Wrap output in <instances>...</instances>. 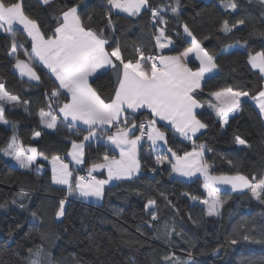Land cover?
Listing matches in <instances>:
<instances>
[{"label": "trees", "instance_id": "16d2710c", "mask_svg": "<svg viewBox=\"0 0 264 264\" xmlns=\"http://www.w3.org/2000/svg\"><path fill=\"white\" fill-rule=\"evenodd\" d=\"M236 3L238 8L232 11L225 9L221 0H180L178 18L170 11L162 13L168 20L165 34L173 40L172 46L162 51L154 40L162 25L151 22L148 8L138 16L111 10L114 29L107 24L106 0H56L52 6H42L41 0H24V8L40 22L46 35H51L60 12L80 4L81 16H92L87 23L97 31L103 29L110 45L106 47L111 50L118 43L125 60L134 61L137 47L146 55H176L190 47V38L183 32V24L187 23L219 65L216 73L204 82L203 90H197V99L201 102L211 99L215 103L209 93L223 88L232 87L250 95L264 89L262 74L251 67L247 58L264 51V5L259 0H236ZM173 4L175 0H149L151 8ZM224 20L230 25L239 20L245 23L225 33L219 30ZM12 40L10 34H0V82L11 95L20 98V103L4 104L5 119L9 123L8 127L0 123V149L15 135L21 145L36 147L48 159L54 155L65 157L71 149V141L80 142L86 132L68 123H59L52 132L46 130L40 110L50 111L51 100L52 114L59 116L58 107L67 102V98L63 90L58 98L51 97L58 84L35 60L32 66L40 76L39 82L15 74V60L17 56L28 59L25 52L30 54L31 41L17 30V53L12 58ZM199 66L195 59L189 62L193 70ZM90 83L102 97L114 96V72L109 71ZM241 108L224 128L215 111L205 105L197 116L209 127L194 140L197 145L206 146L205 159L212 165L211 174H241L249 179L255 176L258 180L264 178V120L249 98L241 102ZM149 118L148 113L141 112L130 120L139 122ZM159 126L168 137V146L178 154L192 150V141L182 140L163 124ZM36 132L41 133L38 140L34 139ZM237 135L247 143L240 145L235 139ZM104 155L112 157L114 152L102 140L87 143L84 166L78 173H87L92 164L103 162ZM156 155L140 151L141 174L137 179L107 187L99 206L86 205L78 199L69 201L65 216L59 220L55 213L59 201L67 198V190L52 184L49 169L42 174L19 169L0 151V204L6 205L0 208V264H27L28 249L35 245L44 248L52 264H153L154 261L159 264L161 256L170 253L181 259H188L191 253V264H264V243L253 242V238L264 239V203L250 192L219 191L217 195L224 201L221 215L208 217L202 203L209 199L204 182L173 178L168 163H155ZM38 164L47 167L43 161ZM152 168L156 169L155 175L150 174ZM21 192L26 193L23 199L18 195ZM161 192L166 193L167 200ZM149 198L157 201V221H151L150 210L144 207ZM12 200L17 202L13 204ZM21 203L23 208L19 206ZM32 213H36L40 221ZM165 222L174 223L176 233L183 235L173 233L170 240L158 239ZM42 235L46 238L42 239ZM245 235L249 240L242 239ZM230 238H236L238 243L228 245ZM217 247L221 250L214 253Z\"/></svg>", "mask_w": 264, "mask_h": 264}, {"label": "snow or ice", "instance_id": "6c2138e0", "mask_svg": "<svg viewBox=\"0 0 264 264\" xmlns=\"http://www.w3.org/2000/svg\"><path fill=\"white\" fill-rule=\"evenodd\" d=\"M56 0H41L42 6H52ZM109 11L106 13L107 24L114 29L112 21V9L127 13L129 16H138L142 10L148 8L151 11L153 24L162 25L158 29V34L154 35L155 45L163 50L173 44L170 36L165 34L168 20L162 13L170 11L175 17L180 16V0H175V4L168 6H157L151 8L149 0H106ZM264 5V0H259ZM225 9L235 11L238 8L236 0H221ZM57 26L51 35H46L42 30L40 22L32 18L25 12L24 0H0V32L8 33L13 37L11 53H17V43L15 34L17 30H22L31 38V54L27 60L19 59L17 56L15 68L19 70L21 76H27L31 80H40L32 66V61L38 59L40 63L47 67L55 76L58 85L51 92V97L58 98L64 90L67 102L58 107V112L62 118L52 114V102L49 101L50 111L40 110L39 115L45 126L49 129H56L59 123L82 122L86 125L87 135L83 136L80 142L71 141V151L68 155L77 165L82 164L84 157V142L97 136V132L104 133L111 127L116 128L113 135L107 136V141L115 145L119 151V159L115 157L103 156V163H95L88 169V175L73 177V172L69 164L58 155L51 157L52 182L57 185L67 186L68 195L75 193L78 197L88 199L95 198L97 201L105 197V186L112 180H131L141 171V161L139 152L141 141L147 137L150 142L149 150L159 153L164 151L171 155L174 160H169L168 155L157 154L155 163L163 165L170 164V172L182 177H194L198 173L203 175L204 188L208 190L210 199L202 203L206 206L208 217H219L224 201L217 195L219 188L217 185H230L231 190L248 189L256 200L264 203L262 193H264V178L256 179L241 174L236 175H213L212 165L205 159L204 144L197 145L194 138L201 130L207 129L209 125L197 116V110L207 107L215 111V115L228 125L230 116L242 110V98H249L254 101L259 112L264 116V90H260L255 95H250L247 91L234 90L232 87L223 88L219 91L210 92V97L215 98V103L211 99L201 102L197 99L198 91L203 90L205 74L218 69L219 65L215 58L202 46L200 40L193 34L187 23L183 24V32L190 37L191 46L176 55H146L140 47L135 48L136 59L125 60L121 47L117 43L109 50V40L104 35L103 29L99 31L93 29L89 23L91 15L82 17L80 4H74L62 10L55 18ZM244 20H239L235 24H229L228 20L222 22L220 31L231 32L238 24H244ZM18 26V27H17ZM177 35H179L177 33ZM194 55L199 60L200 66L193 70L186 63L187 59ZM253 69H258L264 77V51L248 57ZM114 72L116 84L114 96L110 98L102 97L90 83L99 79L107 72ZM5 103H20V98L11 95L5 88V84L0 82V122L8 124L5 119ZM141 109L150 110L153 119L137 124L135 120H130L131 114L139 112ZM157 120L166 121L171 129L188 141H192V150L178 154L168 146V137L164 131L157 127ZM139 132V135L135 133ZM36 132L35 136H40ZM240 145L247 142L240 136L235 137ZM5 155L12 156L23 169H32L38 156L48 160V157L36 148L24 149L17 144L16 137L0 149ZM211 151V149H208ZM29 152L30 155L25 153ZM43 165H36L35 171L40 172ZM97 169H107V179H97L92 172ZM155 172L156 169L152 168ZM21 199L26 193L18 194ZM160 195L167 200V195L161 192ZM17 201L12 200L15 204ZM67 201H59L58 210L55 213L57 218L64 217L65 204ZM171 205V201H168ZM0 204V208L5 207ZM21 208L24 204L19 205ZM175 208V205H171ZM145 209L150 210L151 221L158 220V206L154 198L147 199ZM179 212V209H176ZM32 216L40 221L36 213ZM195 223V221H193ZM173 233H176L174 223L165 222L162 231L158 232L157 238L170 240ZM183 235V233H176ZM264 235V234H262ZM42 239H45L43 235ZM249 240V236L242 237ZM254 243H264V239L256 240ZM228 245L238 243L236 238H230ZM194 246V245H193ZM220 248L213 250L219 253ZM29 257L27 264H52L48 254L40 245H35L28 249ZM192 254H188V259H181L175 253L162 255L159 264H191ZM153 264H157L156 261Z\"/></svg>", "mask_w": 264, "mask_h": 264}, {"label": "crops", "instance_id": "0c3cea01", "mask_svg": "<svg viewBox=\"0 0 264 264\" xmlns=\"http://www.w3.org/2000/svg\"><path fill=\"white\" fill-rule=\"evenodd\" d=\"M206 1H209V0H206ZM145 10V9H144ZM144 10H142V12L144 11ZM112 11L113 12H115V13H119V14H126V15H128L127 13H123V12H119L118 10H115V9H112ZM141 12V13H142ZM18 27V26H17ZM21 32H23L22 30H20ZM24 33V32H23ZM0 34H7V33H4V32H0ZM25 35H26V33H24ZM27 36V35H26ZM28 37V36H27ZM28 39L31 41V38L30 37H28ZM172 45H170L168 48H165V49H169L170 47H171ZM165 49H163V50H165ZM161 50V49H160ZM162 51V50H161ZM238 52H240V53H242L241 51H239L238 50ZM30 54H31V52H30ZM243 54V53H242ZM249 56H247V58H248ZM12 58H15V56L14 57H12ZM193 59H195V60H197L196 58H195V56L194 55H192V56H190L188 59H187V61H186V63L188 64V66H189V62L191 61V60H193ZM35 61L36 62H38L53 78H54V80L56 81V79H55V76L51 73V71L49 70V69H47V67L46 66H44L42 63H40L39 61H38V59H35ZM198 62H199V60H197ZM249 61V60H248ZM15 63H16V60H15ZM251 65V64H250ZM34 68V67H33ZM13 70H14V72H15V74H17L19 77H21V78H23V79H26V80H28V81H31V82H34V83H37V82H39V81H36V80H31L29 77H27V76H21L20 75V72H19V70L18 69H16L15 68V64H14V68H13ZM254 70H256V71H259L258 69H254ZM36 71V70H35ZM216 69L215 70H213V72H211V73H206L205 74V81L208 79V78H210V77H212L215 73H216ZM38 74V73H37ZM264 78V77H263ZM204 81V82H205ZM90 82H91V80H90ZM204 82H203V84H204ZM56 83L58 84V81H56ZM264 90V89H263ZM64 91V90H63ZM214 98V97H213ZM245 99H247V97H245V98H242V100H241V102L243 101V100H245ZM214 101H215V98H214ZM258 108V107H257ZM200 109H198L197 110V112L199 111ZM259 110V109H258ZM141 112H146V113H148L149 115H150V118L149 119H153L154 117H152L151 116V114H150V110H148V109H141L139 112H137V113H135V114H131V110H129V114H130V117H132V116H134V115H137V114H139V113H141ZM237 113H239V112H237ZM237 113H235V114H232L231 116H230V118H232L234 115H236ZM58 118H62V114L61 113H59V116H58ZM262 118H263V120H264V116H262ZM148 119V120H149ZM230 120V119H229ZM1 124H3L2 122H0ZM138 123V122H137ZM159 123L160 124H163V125H165V126H167V127H169V128H171V126L166 122V121H159V120H157V127L158 128H160V130L161 131H163L162 129H161V127L159 126ZM68 124H70L71 125V127L72 128H74V129H82V130H85L86 129V125H83L82 124V122H74V126H73V124H71V123H68ZM4 125V124H3ZM224 125V124H223ZM46 127V126H45ZM227 127V125H224V128H226ZM57 129V128H56ZM56 129H49V128H47L46 127V130L47 131H55ZM205 130V129H204ZM204 130H201V132H203ZM85 135H87V131L85 130ZM115 132H116V128L115 127H111L108 131H106V132H104V133H101V132H97V136L95 137V138H91L89 141H86V142H84V144L86 145L87 143H90V142H93V141H98V140H102L106 145H108L111 149H112V151L114 152V156H112V157H115L116 159H119L120 158V156H119V149L118 148H116L115 147V145H111L110 144V142H108L107 141V136L108 135H113V134H115ZM200 132V133H201ZM200 133H197V136L200 134ZM136 134V133H135ZM179 138H181L182 140H184V141H188V140H186V139H184L183 137H181V136H179V134L178 133H175ZM84 135V136H85ZM41 136V135H40ZM40 136H35L34 137V139L35 140H38L39 138H40ZM18 141L19 140H17V144H19L18 143ZM150 143V142H149ZM20 145V144H19ZM23 146V145H22ZM24 147V146H23ZM28 147H31V148H36V147H33V146H28ZM29 149V148H28ZM37 149V148H36ZM38 150V149H37ZM70 151H71V149H70ZM69 151V152H70ZM140 151H141V148H140ZM39 152V151H38ZM28 155H30L31 153H29V152H26ZM84 153H85V146H84ZM161 153H165V154H163V155H168V159L169 160H174V158L173 157H171V155L170 154H168V153H166V152H164V151H161ZM2 154H3V152H2ZM158 154V153H157ZM3 156H4V154H3ZM4 157H6V156H4ZM6 158H9V157H6ZM13 157H10V159L12 160V164H13V160H15L14 158L12 159ZM64 161H65V163H68L69 164V168H70V170L73 172V177L75 178L76 176H79V175H84V176H87L88 175V172L87 173H78V172H80V170L83 168V166H84V162H85V154H84V157H83V163L82 164H80V165H77L76 163H75V161L74 160H72V158L67 154L65 157H61ZM139 159H140V152H139ZM40 161H43V162H45L46 164H47V167H45L44 165H43V167L41 168V170H40V174H42L46 169H49V171L51 172V169H52V164H51V159H48V160H44L43 159V157H40V156H38V158H37V160L35 161V163L33 164V166H32V169L31 170H33V171H35V168H36V165H40V164H38V162H40ZM141 161V160H140ZM101 163H103V162H101ZM166 163H168V162H166ZM169 164V163H168ZM170 165V164H169ZM14 166H16V165H14ZM17 168H19V169H23V168H21L20 166H19V164H17V166H16ZM25 170H29V169H25ZM36 172V171H35ZM140 174H141V171H140V173L136 176V177H134L133 179H131V180H135V179H137L139 176H140ZM51 175H52V172H51ZM92 175L93 176H96V178L97 179H107V169H97V170H95V171H93L92 172ZM171 176L174 178L175 177V179H179L180 178V180H182V181H187V182H191V181H193V180H195V179H203L204 180V178H203V175L202 174H197L196 176H194V177H191V178H189V177H182V176H179L178 174H176V173H171ZM131 180H128V179H122V180H112L108 185H106L105 186V189L107 188V187H109V186H111V185H114V184H117V183H119V182H121V181H131ZM202 180V181H203ZM51 181H52V179H51ZM204 182V181H203ZM52 184L54 185V186H56V187H58V188H63V189H65V190H67V186H65V185H57V184H55V183H53L52 182ZM226 186H230V185H217L216 187L217 188H219V191L220 190H225V191H228V190H230V192H232V193H243V192H250V194H251V191L250 190H248V189H243L242 191L241 190H235V191H232L231 189H229L228 187H226ZM252 195V194H251ZM255 198V197H254ZM76 199H78L81 203H83V204H86V205H92V206H99V205H101L102 203H103V201H104V199L103 200H100V201H97L95 198H88V199H84V198H81V197H78L75 193H73L71 196H69V195H67V198L65 199L66 201H67V203L69 202V201H71V200H76ZM67 203L65 204V207H66V205H67Z\"/></svg>", "mask_w": 264, "mask_h": 264}, {"label": "built area", "instance_id": "2783aa9c", "mask_svg": "<svg viewBox=\"0 0 264 264\" xmlns=\"http://www.w3.org/2000/svg\"><path fill=\"white\" fill-rule=\"evenodd\" d=\"M151 22L152 21V16H151ZM148 121L147 119H141L137 124L141 123V122H146ZM136 135H139V132H136ZM149 141L147 140V137L145 136V138L141 141V150L145 155H153L156 152H153L151 150H149ZM151 175H155V172L151 171L150 172Z\"/></svg>", "mask_w": 264, "mask_h": 264}, {"label": "rangeland", "instance_id": "374dc122", "mask_svg": "<svg viewBox=\"0 0 264 264\" xmlns=\"http://www.w3.org/2000/svg\"><path fill=\"white\" fill-rule=\"evenodd\" d=\"M189 38H190V37H189ZM190 39H191V38H190ZM14 56H15V55H12V54H11V57H14ZM3 124H4V123H3ZM4 125L8 127V124H4ZM14 136H15V135H14ZM15 137H16V141L19 140V139L17 138V136H15ZM18 143L21 145L20 141H18ZM23 148H24V149H28V148H31V147L24 146ZM141 151H142V150H141ZM3 154H4V153H3ZM25 154L28 155L27 153H25ZM4 156L9 157V158L12 157V156L5 155V154H4ZM12 159H13V158H12ZM17 164H18L17 161H16V160H13V165H16V166H17ZM174 178H175V177H174ZM179 179H180V178H179ZM202 180H203V179H202ZM193 181H194V180H193ZM203 181H204V180H203ZM185 182H187V181H185ZM226 187H228L229 189H231V186H226ZM207 191H208V190H207ZM220 191H225V190H220ZM238 191H239V190H238ZM241 191H242V190H241ZM225 192H230V190L225 191ZM209 199H210V197H209ZM62 218H63V217H59V220L62 219Z\"/></svg>", "mask_w": 264, "mask_h": 264}]
</instances>
